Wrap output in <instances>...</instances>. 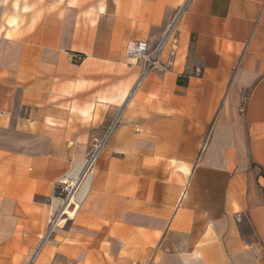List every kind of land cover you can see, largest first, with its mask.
I'll use <instances>...</instances> for the list:
<instances>
[{
    "label": "crops",
    "instance_id": "0c3cea01",
    "mask_svg": "<svg viewBox=\"0 0 264 264\" xmlns=\"http://www.w3.org/2000/svg\"><path fill=\"white\" fill-rule=\"evenodd\" d=\"M183 4L171 71L136 84L127 44L154 46ZM119 109L56 228L64 264H264V0H0V245L45 219L41 241V186L74 179Z\"/></svg>",
    "mask_w": 264,
    "mask_h": 264
},
{
    "label": "rangeland",
    "instance_id": "374dc122",
    "mask_svg": "<svg viewBox=\"0 0 264 264\" xmlns=\"http://www.w3.org/2000/svg\"><path fill=\"white\" fill-rule=\"evenodd\" d=\"M137 83V82H136ZM121 114V111L119 109V111H117L114 115V120H116L115 122L113 121V123H111V125H109L108 129L105 131L104 135L102 137H100L97 140L93 141V144L91 145L89 151H87V153L83 154L81 157V160L73 167V170L75 169V173L73 174V178L71 179L69 178L68 180H66L65 183H70L73 184L74 181L78 182V178H77V174L83 172H87V178L85 179V181L82 183L79 192L77 194V196L73 197L72 200L74 199V202H76L78 204V208L81 204V202L84 200V189L86 186L87 181L91 182L92 179V175L95 173V168L98 165V158L95 160H93V152H94V146L97 145V143L101 140L103 141V146L104 144L108 141V138L111 135L110 129L114 127V125L117 123L119 116ZM102 146V147H103ZM102 147L100 148L99 151L102 150ZM99 155V152H98ZM86 161L88 162H92L91 165L89 166V164L86 165ZM81 162V163H80ZM80 163V164H79ZM83 167V168H82ZM90 167V168H88ZM77 179V180H76ZM62 181V180H61ZM61 181H57L54 184H57ZM54 185H48V184H43L41 186V198H42V202L49 205V207H53L54 205H56V203L54 202L55 200L53 199L51 193H52V189H53ZM69 204L68 202L65 203L63 206L58 205L57 207L61 208L60 210H67L71 213H76V211L78 210V208L75 205H70L68 208L67 205ZM50 209V208H49ZM59 210V211H60ZM66 215L63 216V218L61 219V221H65L63 228H65V225L67 223V221L69 220V216L68 213H66ZM74 217V216H73ZM72 217V218H73ZM71 218V219H72ZM60 221V222H61ZM43 226H45V219L43 220V225L42 228L39 229V231L33 236L34 238V243L33 245L29 244V239L31 238L30 235H25V234H21L18 233L17 234V240L16 241H12L9 242L8 244H1L0 245V261H3L5 263L3 264H64V255L62 253L59 254L58 252V248H57V243L60 241L58 236V233L62 231V229H55L54 232L51 234V236L48 239V243L46 244V246L44 247L43 250H41V254L39 256V258L35 261V262H31L30 259L32 257V255H35L36 251L39 249L37 245H38V240L40 239V236L43 232ZM40 241V240H39ZM9 245V248H5V246ZM107 245V244H105ZM98 246V244H97ZM37 247V249H36ZM35 251V253L33 254V252ZM39 252V251H38ZM37 252V254H38ZM61 252H63V250H61ZM85 251L82 252V255H84ZM93 257H90L91 259H84L82 264H129V259H131L132 257H129V254L126 253L125 251H114L111 249H107V250H99L97 248H94L91 251ZM130 253H133V251H130ZM35 260V259H34ZM66 264H68L66 262Z\"/></svg>",
    "mask_w": 264,
    "mask_h": 264
},
{
    "label": "built area",
    "instance_id": "2783aa9c",
    "mask_svg": "<svg viewBox=\"0 0 264 264\" xmlns=\"http://www.w3.org/2000/svg\"><path fill=\"white\" fill-rule=\"evenodd\" d=\"M186 4H183L172 17L171 22L165 28L162 37L160 40L154 45L149 46L146 41H134L127 44L125 48V58L128 64L138 63L140 67L139 77L137 79V83H140V80L143 79L146 75L152 72H158L162 74L169 73L172 67V60H164L163 54L166 52V47L171 42H173V36L177 28L178 21L181 18L182 13L184 12ZM175 46H172L170 51L168 52L170 57L175 54ZM74 62L81 63L84 60L82 55L73 56ZM137 86V85H135ZM103 141H99L97 145L94 146V156L93 160H96L98 152L100 148L103 146ZM92 162L86 161V165H91ZM90 168V167H88ZM89 176V175H88ZM87 177V172H81L77 175L78 182L74 184L68 183H57L54 184L52 189V197L55 201H59V205L63 206L67 201L68 203L72 200L74 196H77L79 189L82 185L83 180ZM61 208L51 207L49 216L47 219V227L41 241L38 244V248L44 245L45 241L49 239L51 234L59 225L61 219L64 215V211L60 210ZM60 210V211H59ZM37 255V254H36ZM36 255H32L30 261L34 262Z\"/></svg>",
    "mask_w": 264,
    "mask_h": 264
},
{
    "label": "bare ground",
    "instance_id": "6f19581e",
    "mask_svg": "<svg viewBox=\"0 0 264 264\" xmlns=\"http://www.w3.org/2000/svg\"><path fill=\"white\" fill-rule=\"evenodd\" d=\"M98 156V155H97ZM97 158V157H96ZM83 168V167H82ZM79 174V173H78ZM77 174V175H78ZM88 177V176H87ZM86 177V178H87ZM85 178V179H86ZM85 179L83 180V182L85 181ZM66 182V180L65 179H63L60 183H65ZM76 181H74V183H75ZM82 182V183H83ZM73 183V184H74ZM89 186H90V182L89 181H87V183H86V186H85V189H84V197L87 195V192H88V190H89ZM76 197V196H75ZM55 203H56V205H54L53 207H54V209L59 205V201H54ZM68 202V201H67ZM66 202V203H67ZM67 205V204H66ZM70 205H75L77 208H78V204L76 203V202H74V199L73 200H71L70 202H69V204L67 205V207L66 208H68ZM64 211V214H66V213H68V216H69V218H72L73 216H74V213H71V212H69V211H67V210H63ZM64 221H62V222H60V223H63ZM62 227V226H61ZM39 251V249L36 251V253H35V255L37 254V252ZM37 256V255H36Z\"/></svg>",
    "mask_w": 264,
    "mask_h": 264
}]
</instances>
